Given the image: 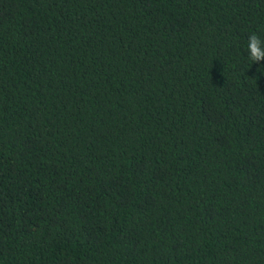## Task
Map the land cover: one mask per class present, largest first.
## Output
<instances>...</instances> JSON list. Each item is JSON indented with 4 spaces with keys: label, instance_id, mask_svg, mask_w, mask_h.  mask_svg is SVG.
I'll list each match as a JSON object with an SVG mask.
<instances>
[{
    "label": "trees",
    "instance_id": "trees-1",
    "mask_svg": "<svg viewBox=\"0 0 264 264\" xmlns=\"http://www.w3.org/2000/svg\"><path fill=\"white\" fill-rule=\"evenodd\" d=\"M252 33L264 0H0V264H264Z\"/></svg>",
    "mask_w": 264,
    "mask_h": 264
},
{
    "label": "clouds",
    "instance_id": "clouds-1",
    "mask_svg": "<svg viewBox=\"0 0 264 264\" xmlns=\"http://www.w3.org/2000/svg\"><path fill=\"white\" fill-rule=\"evenodd\" d=\"M248 59L252 63L264 62V39H261L256 33H252L248 37L247 43ZM254 82H257L258 77H253Z\"/></svg>",
    "mask_w": 264,
    "mask_h": 264
}]
</instances>
